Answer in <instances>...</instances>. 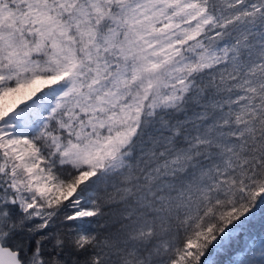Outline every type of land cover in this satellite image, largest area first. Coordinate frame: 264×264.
<instances>
[{
    "label": "snow or ice",
    "instance_id": "1",
    "mask_svg": "<svg viewBox=\"0 0 264 264\" xmlns=\"http://www.w3.org/2000/svg\"><path fill=\"white\" fill-rule=\"evenodd\" d=\"M0 264H264V0H0Z\"/></svg>",
    "mask_w": 264,
    "mask_h": 264
}]
</instances>
